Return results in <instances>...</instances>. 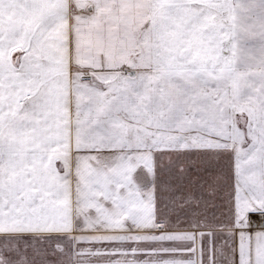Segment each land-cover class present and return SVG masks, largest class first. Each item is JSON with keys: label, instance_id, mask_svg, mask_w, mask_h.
Returning <instances> with one entry per match:
<instances>
[{"label": "snow or ice", "instance_id": "snow-or-ice-1", "mask_svg": "<svg viewBox=\"0 0 264 264\" xmlns=\"http://www.w3.org/2000/svg\"><path fill=\"white\" fill-rule=\"evenodd\" d=\"M0 264H264V0H0Z\"/></svg>", "mask_w": 264, "mask_h": 264}]
</instances>
